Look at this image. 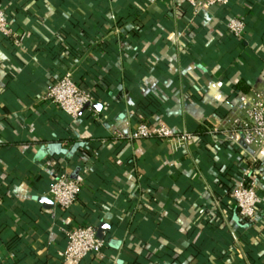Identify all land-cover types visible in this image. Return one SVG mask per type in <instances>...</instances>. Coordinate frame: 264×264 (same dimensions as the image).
<instances>
[{
  "label": "crops",
  "instance_id": "1",
  "mask_svg": "<svg viewBox=\"0 0 264 264\" xmlns=\"http://www.w3.org/2000/svg\"><path fill=\"white\" fill-rule=\"evenodd\" d=\"M0 7L16 36L0 35V264H264V145L229 137L230 120L244 116L239 94L264 89V0L196 13L176 0ZM231 17L245 23L239 37ZM66 72L99 111L71 118L40 99ZM143 114L192 139L113 134ZM246 168L261 198L250 221L230 196ZM75 170L80 192L64 210L47 190ZM100 223V254L63 258L68 230Z\"/></svg>",
  "mask_w": 264,
  "mask_h": 264
},
{
  "label": "built area",
  "instance_id": "2",
  "mask_svg": "<svg viewBox=\"0 0 264 264\" xmlns=\"http://www.w3.org/2000/svg\"><path fill=\"white\" fill-rule=\"evenodd\" d=\"M186 3L192 12L206 10L212 5H227L230 0H176ZM227 30L235 37L245 31V23L237 17L227 21ZM0 35L12 34L7 26L6 13L0 7ZM15 43L19 41L15 38ZM239 107L244 112L243 117L230 120L229 137L235 141L241 140L245 145H264V89L252 90L251 94H239ZM41 100L58 106L66 115L77 118L86 104L96 102L93 90L80 87L74 80L73 73L66 72L56 78L40 97ZM118 138L141 140L157 137L165 140L175 139L178 144L192 139L188 132H175L173 128L163 122L148 124L140 122L129 131L115 130ZM257 178L250 168L244 169L235 181L230 196L241 219L253 220L258 212L261 198L257 192ZM80 192V181L61 172L52 177L47 190L48 195L61 209H68L74 204ZM103 246L102 240L96 236V227L91 224L75 225L67 232V242L63 250V258L81 261L89 255H98Z\"/></svg>",
  "mask_w": 264,
  "mask_h": 264
},
{
  "label": "water",
  "instance_id": "3",
  "mask_svg": "<svg viewBox=\"0 0 264 264\" xmlns=\"http://www.w3.org/2000/svg\"><path fill=\"white\" fill-rule=\"evenodd\" d=\"M87 108H91L93 110H97L99 111L101 109V105L97 102L93 103V104H86L83 108V110L87 109ZM82 110V111H83ZM71 178L73 179H76L77 178V170H75L71 175H70ZM39 200L41 202H44L45 203V206H50L52 204L51 201H49L47 198L45 197H40ZM108 225L105 224V223H100L97 230H96V236L98 239L102 240L103 237H104V232L108 230Z\"/></svg>",
  "mask_w": 264,
  "mask_h": 264
},
{
  "label": "trees",
  "instance_id": "4",
  "mask_svg": "<svg viewBox=\"0 0 264 264\" xmlns=\"http://www.w3.org/2000/svg\"><path fill=\"white\" fill-rule=\"evenodd\" d=\"M187 9L191 11V9H190V7H189L188 5H187ZM61 75H62V74H61ZM236 86H237V89H238L241 93L248 92V89H249V88H248L245 84H243L242 81H239V82L236 84ZM94 95H95V94H94ZM95 97H96V95H95ZM143 112H144V110H143ZM144 113H145V112H144ZM142 117H143V119L140 120V121H141V122H147V123L149 124L148 121L144 120V118L146 117V114H143ZM168 126H169V125H168ZM151 138H157V137H150V138H147V139H151ZM121 140L127 141V140H129V139H127V138H121ZM74 144H75L76 147L78 148V147L83 146L85 143H84V142H75Z\"/></svg>",
  "mask_w": 264,
  "mask_h": 264
}]
</instances>
